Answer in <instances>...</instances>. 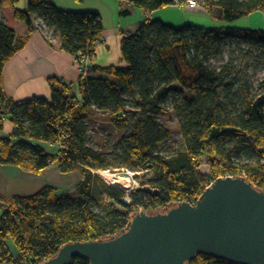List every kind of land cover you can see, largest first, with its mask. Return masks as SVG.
<instances>
[{
    "label": "trees",
    "instance_id": "1",
    "mask_svg": "<svg viewBox=\"0 0 264 264\" xmlns=\"http://www.w3.org/2000/svg\"><path fill=\"white\" fill-rule=\"evenodd\" d=\"M121 1L152 13L184 0ZM17 3L0 0V132L6 120L12 125L11 135L0 138V165L36 174L56 164L60 173L78 171L80 178L74 196L54 186L25 197L0 195V264H42L65 244L111 238L139 209L154 214L182 202L194 205L219 177L241 176L264 191V80L254 89L234 61L219 69L211 65L228 42L247 46V59L264 60V29L175 27L149 17L122 38L124 67L90 64L77 93L52 78L49 98L16 102L4 93L3 68L36 30L34 19L77 62L90 63L103 30L96 12L60 10L49 0H27L25 9ZM200 3L225 23L264 11V0ZM18 24L27 32L16 37ZM168 109L179 119L180 144L164 153L171 132L157 115ZM88 110L109 115L121 132L113 160L88 147ZM203 158L208 175L200 172ZM118 168L150 171L151 186L127 194L95 174ZM70 264L90 262L74 257ZM188 264L234 263L197 255Z\"/></svg>",
    "mask_w": 264,
    "mask_h": 264
},
{
    "label": "water",
    "instance_id": "2",
    "mask_svg": "<svg viewBox=\"0 0 264 264\" xmlns=\"http://www.w3.org/2000/svg\"><path fill=\"white\" fill-rule=\"evenodd\" d=\"M197 255L264 264V191L241 176L219 177L194 205L138 212L117 235L65 244L42 264H70L74 257L90 264H188Z\"/></svg>",
    "mask_w": 264,
    "mask_h": 264
},
{
    "label": "crops",
    "instance_id": "3",
    "mask_svg": "<svg viewBox=\"0 0 264 264\" xmlns=\"http://www.w3.org/2000/svg\"><path fill=\"white\" fill-rule=\"evenodd\" d=\"M49 1L60 10L100 14L103 24L101 42L96 45L95 55L90 61L91 65L100 67H124L120 52L122 38L133 33L139 24L148 17L161 20L157 14L159 10L164 9L147 13L121 0ZM165 8L185 9L181 4ZM124 10L129 12L128 16L120 15ZM38 24L39 20L34 19L33 25L36 30L31 33L24 47L3 68L4 93L7 98L16 102L34 96L49 98V81L52 78L70 84L72 92L77 93L79 73L75 57L61 51L59 37L52 30L37 29ZM17 30H20L21 35L16 33ZM14 31L16 37L23 36L27 32V27L25 24H18L14 27ZM48 39L50 43L47 42ZM11 132L12 125L6 120L3 130L0 132V138L8 137ZM64 175L58 171L57 166L53 168L52 165L36 174L24 171L19 167L0 165V195L6 198L30 196L44 186L58 187L59 184L55 185L53 182L58 181L59 176L64 177ZM75 184L76 182L71 184L74 186V190Z\"/></svg>",
    "mask_w": 264,
    "mask_h": 264
},
{
    "label": "rangeland",
    "instance_id": "4",
    "mask_svg": "<svg viewBox=\"0 0 264 264\" xmlns=\"http://www.w3.org/2000/svg\"><path fill=\"white\" fill-rule=\"evenodd\" d=\"M196 1L202 2L204 0ZM16 7L18 9H25L26 0H19L16 4ZM157 17L163 20L162 22L175 27L185 24H193L200 27L225 26L241 29H264V11L254 12L248 17L241 18L231 23L220 22L213 16V14L210 13H193L186 11L183 8H164L158 11ZM16 33L21 35L20 30H17ZM249 50L250 49L247 46L242 44L228 42L224 47L223 55L217 59L211 60V65L219 69L227 62L234 61L236 68L242 71L244 77L246 76L250 79L255 89L261 80H264V60L259 59L257 62L253 59H247L246 52ZM252 51L259 58L258 51L254 49H252ZM86 116L87 118L85 119L84 123L87 127L86 142L88 147L100 153L105 158L113 160L114 155L119 152L117 142L121 132L115 129L112 122L110 121L109 115L105 113L88 110ZM157 118L159 119L160 123L171 132V139L163 148L164 153H167L170 151L171 147H177L180 144L178 125L179 119L171 109H168L165 113L158 114ZM202 161L203 164L200 167V172L203 175H208L209 167L206 165L205 158H203ZM52 167L56 168V164H53ZM110 173L121 175L129 180L127 187H117L127 194L133 193L138 189H148L151 186L153 178L152 173L147 170L134 172L127 168H118L114 169L113 172ZM61 177L59 176V180L53 182L55 185L59 184L57 187L59 189V193L74 196V186H71V184L79 180L80 173L75 171L65 174L62 178ZM9 248L15 254L14 247L11 245V243H9Z\"/></svg>",
    "mask_w": 264,
    "mask_h": 264
},
{
    "label": "built area",
    "instance_id": "5",
    "mask_svg": "<svg viewBox=\"0 0 264 264\" xmlns=\"http://www.w3.org/2000/svg\"><path fill=\"white\" fill-rule=\"evenodd\" d=\"M181 5L186 10H188L190 12H193V13H199V12H203V11L206 12V9L204 8V5L201 4L200 2H197L196 0H184L181 3ZM77 67H78L79 76L85 75V73L90 69L89 60L86 59V58L85 59H81L80 62H77ZM209 185L206 186V188L209 187ZM138 212H141V209H139Z\"/></svg>",
    "mask_w": 264,
    "mask_h": 264
},
{
    "label": "bare ground",
    "instance_id": "6",
    "mask_svg": "<svg viewBox=\"0 0 264 264\" xmlns=\"http://www.w3.org/2000/svg\"><path fill=\"white\" fill-rule=\"evenodd\" d=\"M97 173L104 179L107 183L123 188L128 186L129 180L121 175L112 174L108 171H97Z\"/></svg>",
    "mask_w": 264,
    "mask_h": 264
}]
</instances>
